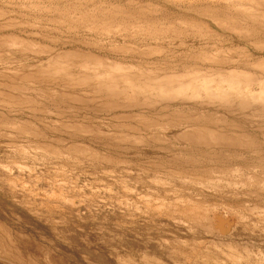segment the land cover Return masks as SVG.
<instances>
[{"label":"rangeland","instance_id":"1","mask_svg":"<svg viewBox=\"0 0 264 264\" xmlns=\"http://www.w3.org/2000/svg\"><path fill=\"white\" fill-rule=\"evenodd\" d=\"M0 264H264V0H0Z\"/></svg>","mask_w":264,"mask_h":264}]
</instances>
